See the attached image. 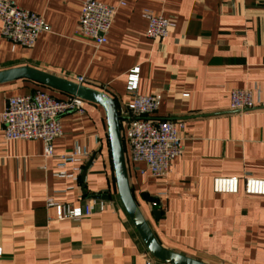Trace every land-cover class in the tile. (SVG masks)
<instances>
[{
  "label": "crops",
  "instance_id": "obj_1",
  "mask_svg": "<svg viewBox=\"0 0 264 264\" xmlns=\"http://www.w3.org/2000/svg\"><path fill=\"white\" fill-rule=\"evenodd\" d=\"M11 1L40 15L48 30L29 50L0 37V71L81 76L82 86L122 109L131 102L126 76L138 67V93L160 96L149 119L182 125V151L166 177L126 161L132 196L160 246L206 264H264V197L241 187L235 195L212 192L215 178L264 180V0H125L98 47L76 34L84 0ZM143 10L174 23L166 39L146 37ZM37 89L27 81L0 85V115L7 98ZM234 90L250 91L254 108L230 111ZM61 128L55 155L74 146L91 153L67 167L76 181L54 175L56 159L43 156L42 142L5 143L0 123V264H144L149 253L118 199L103 109L84 102L83 113L61 117ZM99 195L105 199L92 198ZM47 199L101 202L103 211L60 221Z\"/></svg>",
  "mask_w": 264,
  "mask_h": 264
},
{
  "label": "built area",
  "instance_id": "obj_2",
  "mask_svg": "<svg viewBox=\"0 0 264 264\" xmlns=\"http://www.w3.org/2000/svg\"><path fill=\"white\" fill-rule=\"evenodd\" d=\"M109 6L96 0H84L82 3L76 34L80 39L92 42L95 46L106 43L115 13L125 6V0H113ZM147 23L146 37L152 41L164 40L174 29V23L149 10L142 11ZM0 37L11 44V48L32 49L40 33L48 30L44 19L33 12L24 10L11 0H0ZM71 82L83 85L85 79L74 76ZM139 68H132L125 82V91L130 96V104L117 109L123 139L125 159L132 163H141L154 178H164L170 172L172 161L182 151L181 124L171 121H154L150 116L157 112L160 96L138 93ZM229 110L244 112L254 108L252 94L247 90L230 92ZM83 101L66 97L57 99L42 90L21 94L6 99L0 115L3 141H40L43 144V156L56 159L55 176L76 181V176L67 174L70 165L81 164L91 153L84 147L74 146L70 152L55 155L53 141L62 136L61 117L67 113H83ZM241 187L247 196L264 197V180L245 174L242 178H215L212 180V192L215 194L235 195ZM150 203L152 209L159 207L157 199ZM47 208H54L57 220L78 221L92 215L93 208L103 211V203L89 201L80 207L58 204L47 199ZM144 264H158L146 255Z\"/></svg>",
  "mask_w": 264,
  "mask_h": 264
},
{
  "label": "water",
  "instance_id": "obj_3",
  "mask_svg": "<svg viewBox=\"0 0 264 264\" xmlns=\"http://www.w3.org/2000/svg\"><path fill=\"white\" fill-rule=\"evenodd\" d=\"M17 81H27L58 94L74 97L101 107L106 118L107 137L118 199L147 252L161 264H206L163 248L151 232L131 193L120 128L122 118L119 116L112 98L104 93L30 67L0 71V85ZM84 173L85 170L82 172L81 182L84 180ZM92 198L94 200L105 199L100 195ZM152 216L158 220L160 212L153 211Z\"/></svg>",
  "mask_w": 264,
  "mask_h": 264
},
{
  "label": "trees",
  "instance_id": "obj_4",
  "mask_svg": "<svg viewBox=\"0 0 264 264\" xmlns=\"http://www.w3.org/2000/svg\"><path fill=\"white\" fill-rule=\"evenodd\" d=\"M37 88H38V90H42V91H45V92L49 93L51 96H53L54 98H57V99H65L66 97H69V96H67V95H61V94H58V93H56V92H53V91L47 90V89H45V88H43V87H41V86H38V85H37ZM123 146H124V145H123ZM155 262L158 263V264H161V263H159V262H157V261H155Z\"/></svg>",
  "mask_w": 264,
  "mask_h": 264
}]
</instances>
